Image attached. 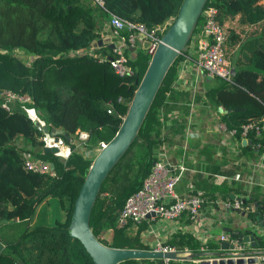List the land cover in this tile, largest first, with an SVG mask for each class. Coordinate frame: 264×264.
<instances>
[{"label": "trees", "instance_id": "obj_1", "mask_svg": "<svg viewBox=\"0 0 264 264\" xmlns=\"http://www.w3.org/2000/svg\"><path fill=\"white\" fill-rule=\"evenodd\" d=\"M182 1L103 0L102 10L92 0H0V91L29 95L31 104L42 112L48 132L68 144L78 129L87 130L90 153L101 141L108 142L116 134L151 57L145 49L137 48L128 62L132 73L116 74L108 60L88 53L100 35L98 21L113 13L153 28L174 18ZM209 1L218 9L226 57H233L236 52V59L231 58L232 82L216 78L220 84L207 89V94L214 107L227 111L221 113L222 119L238 138L242 125L248 121L264 124V4L260 3L262 0ZM200 25L199 18L193 33ZM190 42L191 39L168 69L135 139L107 174L97 194L89 225L107 246L150 249L141 237L147 228L145 222L150 220L135 224L137 231L128 235L126 228L133 223L119 227L117 217L126 197L141 186L149 173L157 150L177 141L172 135L177 130L167 125L174 116L172 108L176 107L170 102L169 93L177 65L187 54ZM109 45L103 43L94 52L102 49L113 56ZM15 49L33 56L29 66L15 54ZM188 111L185 106L175 116L184 119ZM44 136L20 105L10 111L0 105V264H93L89 253L68 230L74 200L93 159L73 150L61 162L52 152L43 150ZM247 137L252 144L264 145V126L259 136L251 131ZM135 146L142 155L132 159V168L126 170V158ZM70 147L73 149V145ZM25 153L50 161L57 175L29 171ZM252 196L254 202L241 198L242 210L258 222L264 219V200ZM50 198L58 200L63 218L51 224L31 225L37 208ZM252 205L254 210H250ZM103 227H111L109 242L98 236ZM227 234L232 237L230 232ZM165 243L178 249L187 246L192 253L203 252V245L188 233H175ZM207 245L210 252L219 248L218 242ZM119 264L163 263L160 259H127ZM167 264L182 263L169 260Z\"/></svg>", "mask_w": 264, "mask_h": 264}, {"label": "crops", "instance_id": "obj_2", "mask_svg": "<svg viewBox=\"0 0 264 264\" xmlns=\"http://www.w3.org/2000/svg\"><path fill=\"white\" fill-rule=\"evenodd\" d=\"M98 32L100 35L96 40H102V44L111 43L113 33L108 18L98 21ZM101 45L96 43L90 51L94 52V49ZM97 54L102 55L104 51L100 49ZM232 55L233 57L229 56L227 59L234 72L231 58L236 59V52ZM193 56L192 49H189L178 63L177 75L169 93V100L175 103L176 107L172 108L174 116L171 120L167 118V125L171 126L173 131L177 130L171 133L177 141L172 145L161 146L158 155L170 164H183L186 167L176 185V191L180 195L190 193L194 189H203L208 200L200 213L194 217L189 218L186 214H182L175 220L159 217L151 219L150 221L155 222L157 219L159 221L147 226L142 233V240L145 237L147 240L143 242L149 247L155 238L167 241L175 233L191 234L203 245L218 242L221 234L233 230L243 231L248 227L255 229L251 219L245 216V211H226L215 206L213 201L216 198L245 197L253 199L254 202L252 195L264 200V158L253 147L249 137L237 138L228 129L220 130V124L225 125L221 113L227 111L223 112L224 109L214 107L207 94V89L218 86L220 81L199 71L188 58ZM185 106L189 107L185 118L176 117L175 114L180 113ZM175 120L181 123H176ZM244 247L245 253L256 251L248 244ZM185 248L188 249L184 246L180 250ZM258 250L264 251V247L260 246ZM201 251H209V248ZM224 251L219 247L201 257L174 261H180L182 264H214L215 259L224 257L217 253Z\"/></svg>", "mask_w": 264, "mask_h": 264}, {"label": "built area", "instance_id": "obj_3", "mask_svg": "<svg viewBox=\"0 0 264 264\" xmlns=\"http://www.w3.org/2000/svg\"><path fill=\"white\" fill-rule=\"evenodd\" d=\"M98 9L105 10L103 0H92ZM218 9L209 0L203 6L200 13V28L191 36L189 49H192L194 56L188 57L193 61L196 68L210 78H218L226 82H232V72L229 60L226 57V46L224 31L217 19ZM108 24L113 33L111 41L113 47L111 52L113 56L99 55L88 50L89 54H94L102 60H108L114 72L120 76L132 73L128 62L132 59L131 55L135 53L137 48H143L151 56L161 36L166 31L170 22L158 25L153 28L146 27L140 22H131L123 19L113 13L109 14ZM135 48L134 52H129L128 48ZM24 62L27 66L32 62L33 56L22 53ZM32 99L27 94L15 93L8 89L0 91V105L3 109L10 111L12 103H18L26 110L24 105L30 104ZM264 124H258L254 120L248 121L242 125L240 137L246 138L248 133L253 131L259 136ZM220 130L227 131L224 124H220ZM232 134H236L235 130L228 129ZM90 135L87 130L78 129L75 136L67 144L71 152L78 148L83 152L89 141ZM65 142V141H63ZM107 142L101 141L97 147L98 152L105 147ZM73 145V149L70 147ZM253 147L260 152L264 158V145L260 142L254 143ZM157 150L156 158L152 163L149 173L143 179L141 186L131 194H129L117 217V226L123 227L128 222L139 224L144 220L154 219L147 218L148 214L154 213L157 217L166 220L178 219L182 214H186L189 218L198 215L208 200V196L203 189H194L190 193L180 195L176 191V185L179 183L182 173L186 170L183 164H170L160 155ZM25 167L34 173L47 174L55 177L57 172L50 161L29 154H24ZM215 206L221 207L223 210L241 211L243 203L240 199L216 198L213 201ZM250 210H254V206H250ZM220 241H226L234 245V249L230 250V257L238 258L245 253V245L238 244L237 240L228 234H221ZM149 250L154 251H180L182 256L188 257L192 252L189 249H178L171 246L163 240H155L150 245ZM207 250V244L201 247V250ZM224 258V257H223ZM258 261H264V254L257 256ZM190 260V259H189ZM169 259H164L163 264H167Z\"/></svg>", "mask_w": 264, "mask_h": 264}, {"label": "water", "instance_id": "obj_4", "mask_svg": "<svg viewBox=\"0 0 264 264\" xmlns=\"http://www.w3.org/2000/svg\"><path fill=\"white\" fill-rule=\"evenodd\" d=\"M206 2L207 0L182 1L176 16L172 18L148 61L147 68L138 83V87L129 103L128 110L119 129L113 138L107 142L106 146L101 148L93 158L77 197L74 200L68 225L69 234L72 238L80 241L89 253L93 264H119L127 259H160L162 262L164 259L187 260L207 254L205 252H197L191 253L186 257L182 256L178 250L154 251L149 249L110 247L98 240L89 225L91 210L105 177L135 139L168 69L177 55L186 49V45L193 34L201 10ZM260 3L264 4V0L260 1ZM96 43L101 45L102 40H94L92 42L93 46ZM109 46L113 47L112 44ZM127 48L129 52L135 51V48L132 46ZM231 72L233 74V69ZM223 112H226V110H223ZM35 124L44 133L48 132L46 125H40L36 121ZM54 131L55 129L52 128L51 132L54 133ZM58 140L59 136H55V143ZM43 150L55 153L59 149L54 145L45 146ZM245 216H248V214L246 213ZM149 217L155 218L157 215L151 213L147 215V218ZM251 222L255 226V229L248 227V229L243 231L233 230L230 232L238 244H248L256 251L243 253V255H248L247 257L241 255L238 258H232L230 257L231 253H229V250H233L234 245L223 241L221 242V249L228 251L217 253V255L224 256V258L215 259L214 264H264V261H258L257 259L258 255L264 254V251L258 250L261 246L262 235H264V219L258 222L251 220ZM2 247L3 245L0 242V250ZM18 264L24 263L19 261Z\"/></svg>", "mask_w": 264, "mask_h": 264}, {"label": "rangeland", "instance_id": "obj_5", "mask_svg": "<svg viewBox=\"0 0 264 264\" xmlns=\"http://www.w3.org/2000/svg\"><path fill=\"white\" fill-rule=\"evenodd\" d=\"M171 21H172V18L168 22H171ZM14 52L18 56H21V57L24 56L22 54L23 52L20 49H15ZM106 54H107V51H104L103 55H106ZM131 57L133 58L134 54H132ZM16 105H19V104L18 103H12L11 107H14ZM24 106L26 108V110L24 109L25 112L30 117H32V119L34 121L38 122L40 125H46L45 121L42 118L43 114H42V112L39 109L35 108V106L33 104H31V103L27 104V105H24ZM55 136H57V135L56 134H51L50 132L45 133V136H44L45 144H46V146H54V145H56L59 150H58V152H55L53 154L55 155V157L59 161L65 162L67 160V158L70 156V154L72 153L71 149L68 147V145H67L68 143L67 142H63V140H62V138L60 136H59L58 142L55 143V141H54V137ZM45 137H47V138L45 139ZM48 137H51V138H48ZM90 146H91V144L89 145V147ZM89 147H88V144H87L86 147L84 148L83 152H81V153H82V155L84 157H86L88 159H93L96 156V154L98 153V150H97L98 148L95 147V148L92 149V152L88 153L89 152L88 151ZM74 151H79V150H78V148H75ZM25 155L28 156L29 153H25ZM141 155H142V150L139 149L138 146H135L133 151L130 152V154L126 158V164L128 165L126 170H130L132 168V159L136 158L137 156H141ZM120 183L118 184V186L120 185ZM103 196L109 197L106 193H104ZM62 218H63V212L60 209V206L58 204V200L56 198H50V199L46 200L44 203H42L39 206L38 212L34 216L32 222H31V225L32 224L34 225V223L36 224V222H38V223L43 222V223L51 224V223H53V221L55 219H62ZM114 219L116 221V217H114ZM158 221H159L158 219L155 222L154 221H148V223L145 222V224L147 226H150L152 223L153 224L158 223ZM136 231H137V225H135V224L130 225L128 228H126V233H128V235H134ZM8 234H10V233H8ZM111 234H112L111 227H109V228L108 227H103V228L100 229V232H99L98 236L102 240L109 242L110 239H111ZM158 239L159 238H155L154 241L158 240ZM145 240H147V239L144 237L143 241L145 242ZM262 240L264 241V235L262 236ZM221 242H223V241L218 240V244H219L220 248H221ZM152 243L150 245H152ZM226 251H228V250H225L224 252H226ZM229 253H230V250H229Z\"/></svg>", "mask_w": 264, "mask_h": 264}]
</instances>
